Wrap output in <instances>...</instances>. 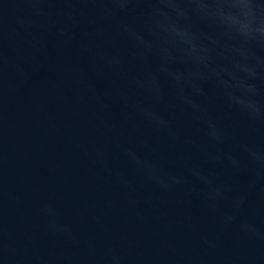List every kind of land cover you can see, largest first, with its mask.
<instances>
[{
    "label": "water",
    "instance_id": "obj_1",
    "mask_svg": "<svg viewBox=\"0 0 264 264\" xmlns=\"http://www.w3.org/2000/svg\"><path fill=\"white\" fill-rule=\"evenodd\" d=\"M0 264H264V0H0Z\"/></svg>",
    "mask_w": 264,
    "mask_h": 264
}]
</instances>
